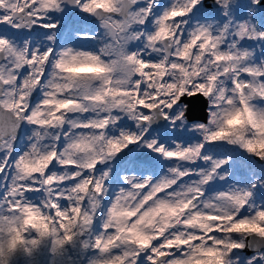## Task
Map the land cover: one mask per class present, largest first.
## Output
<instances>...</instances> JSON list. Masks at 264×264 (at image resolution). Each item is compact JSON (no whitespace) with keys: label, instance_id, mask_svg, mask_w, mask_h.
I'll use <instances>...</instances> for the list:
<instances>
[{"label":"snow or ice","instance_id":"6c2138e0","mask_svg":"<svg viewBox=\"0 0 264 264\" xmlns=\"http://www.w3.org/2000/svg\"><path fill=\"white\" fill-rule=\"evenodd\" d=\"M67 3L100 20L102 36L80 34L99 40L98 51L58 48L53 35L39 48L0 35V264L19 248L30 254L39 244L36 237H52L53 252L79 240L95 253L89 264H264V206L252 199L264 181L213 197L204 190L228 176V160L207 155L206 143L239 145L264 160V111L252 103L264 100V63L253 64L251 51L240 46L241 40L264 42V30L248 22L192 28L190 13L202 7L201 0H170L167 7L160 0ZM216 3L229 16L230 0ZM64 5L65 0H0V24L51 32L57 23L47 22L49 13ZM146 22L153 31L136 30ZM131 41L142 46L129 50ZM125 64L133 69L127 74ZM90 84L102 87L90 95ZM36 89L43 96L39 102L32 99ZM198 96L208 101V121L190 130L201 142L173 141V147L151 138L157 116L184 127L188 105L181 106L182 98ZM122 115L135 122L134 129L120 126ZM25 122L34 131L21 151L16 134ZM113 129L118 134L109 135ZM133 144L172 166L159 180L125 176L127 188L112 195L109 171L98 165ZM73 152L78 158H69ZM37 193L38 201L29 198ZM161 205L179 208L165 224L153 215ZM97 217L99 232L93 230ZM249 237L259 247L244 257L238 250Z\"/></svg>","mask_w":264,"mask_h":264},{"label":"flooded vegetation","instance_id":"af4514ba","mask_svg":"<svg viewBox=\"0 0 264 264\" xmlns=\"http://www.w3.org/2000/svg\"><path fill=\"white\" fill-rule=\"evenodd\" d=\"M160 3L167 7L170 3V0H160ZM202 7L198 6L197 8L193 9V12L190 13V19L188 23L192 26V28H195L197 25H212L213 27H222L223 24L228 23V22H233V23H238V22H248L252 26H254L258 30H264V4H259V5H253L252 0H230V6H229V16L225 17L223 14V10L220 9V5L216 3V0H201ZM143 6V3L141 5ZM219 9V11H218ZM163 9H160L159 11L162 12ZM50 19L47 22H55L57 23V28L55 30H52L51 32L45 28L42 27H28L24 26L21 27L20 29H16L11 27L10 25H4L0 24V35L7 34L10 39L16 44V45H23L26 41L28 44L32 47H42V46H47L50 42L48 41L47 37L49 35H53L55 37V46L58 48H64V47H72L75 49H80L83 51H98L99 46H100V41L99 40H92V39H82L81 35L82 33H87L90 35H96V36H102L103 35V28L101 27V22L100 20L95 17V16H90L82 11H80L79 7L72 6L71 4L67 3V0H65V5L63 7L62 11H53L49 13ZM140 27H142L145 31L151 32L154 30L153 24L151 22H146L145 25L143 26H136V30H140ZM260 47H264V42L258 41L256 42ZM138 46H142L139 41H131L127 45V48L129 50H135ZM240 46L245 49L252 51L254 49H257L255 47V42L252 40H241L240 41ZM254 55V53H253ZM259 61L260 63L262 62L261 59V53H258ZM251 62L253 63L252 56H251ZM51 72V65L49 66L48 72L46 73V77L48 73ZM43 98L41 90L37 89V91L34 94V97L32 95V99L35 102H39ZM198 97L195 98H189L186 97L187 101H193L197 102L196 100ZM199 99L206 105V111L208 108V101L203 97L199 96ZM260 103L264 105V100L261 99H254L252 103ZM199 105V103H196ZM185 105L182 102L183 106ZM200 106V105H199ZM118 114V113H117ZM84 115H88L87 113ZM126 115L121 116V120L125 118ZM119 121V124L121 127H127V122L125 121ZM207 121H208V112H207ZM134 123V122H133ZM196 123H204L202 121H187L186 125L192 126L193 124ZM207 123V122H206ZM170 122L166 120L165 125L163 129L161 130H151L149 129V133L151 136L155 137L158 141L161 143L167 142V143H172L173 141L179 143V144H184L187 142L186 140L183 141V138H180L179 135L176 134V132H170L169 134H166L162 136V133H164L169 127ZM166 129V130H164ZM115 129H113L109 135H112L114 133ZM17 139H16V144L20 146V144L23 142L25 137L27 136L28 139L32 135V125L25 123H21L19 128L17 129ZM197 141H202V136H198L196 138ZM194 139H187L188 141H192ZM198 142V143H199ZM218 148H225V152H220L216 150L215 152H209L207 151L208 148L213 146V143H206L205 144V150L208 155L210 153H213L216 156H221L223 159H227L230 161V157L227 158L228 156H236L238 158V153L235 151L234 147L232 144H228L227 142H215L214 143ZM135 148V147H134ZM131 152H133V149H131ZM130 152V158H133L134 154L138 152V150L132 154ZM216 153V154H215ZM155 154V160L152 163L157 164L160 161V155L157 153ZM251 155V154H250ZM249 153H246L244 156L243 161L244 163H247L249 161L247 158H250L251 156ZM226 156V157H224ZM254 155H252V160H253ZM251 161V160H250ZM108 163L111 162L107 161ZM255 163V161L253 160ZM237 164L239 162H236ZM168 163H162V164H157L158 167L155 169V166L153 168V174L154 172H157V176L154 174L157 179V177L162 176V175H167L165 165ZM230 163L228 162L227 165ZM258 165V164H257ZM260 167L258 169H255V167H249V168H239V167H234L236 168L235 171H233L232 167H226L229 171L228 174L230 175L231 173H235L236 170H242L246 178H242L243 181L247 180L249 183L252 184L253 182H259L258 179L255 177L256 171H260L259 173L260 177L264 176V164H259ZM226 171V170H225ZM233 181L235 180L236 176H232ZM255 177V178H254ZM256 181H255V180ZM234 183V182H233ZM239 184V183H236ZM258 184V183H257ZM241 185L240 187H244L245 185ZM238 187V186H237ZM258 187V186H257ZM264 187V186H263ZM219 188V187H215ZM239 188V187H238ZM259 191H263L264 194V189H260L258 187ZM215 190V189H210V191ZM206 196V193H205ZM253 201L254 196H253ZM258 204L262 206L264 204L263 199H258L257 200ZM256 204V203H255ZM241 252V254L244 257H250L255 254V251H252L250 253H245L241 250H238Z\"/></svg>","mask_w":264,"mask_h":264},{"label":"rangeland","instance_id":"374dc122","mask_svg":"<svg viewBox=\"0 0 264 264\" xmlns=\"http://www.w3.org/2000/svg\"><path fill=\"white\" fill-rule=\"evenodd\" d=\"M253 42H255V47L257 48V49H254L252 52L254 53V55H253V53H252V60H253V64H256V65H260L261 63H260V61H259V57H258V53H261V59H262V62L264 63V47H260L256 42H258V41H254V40H252ZM250 59H251V57H250ZM254 105H255V107L258 109V110H260V111H264V105L263 104H260V103H258V102H256V103H253ZM122 121H126L127 123L128 122H130V123H133L134 121H132V120H130L127 116L125 117V118H123L122 120H121V122ZM134 124H135V122H134ZM67 125H65V130L67 129ZM167 129V130H166ZM166 129H164V130H166L164 133H162V136H164V135H166V134H169V131L170 132H176V134L177 135H179L180 136V138H183V141L184 140H186L187 142H185L184 144H194V143H198L199 141H197L196 139H194V138H196V137H198V136H201V135H199L198 133H196V134H194L193 133V131H191L190 129H191V126H187V125H185L184 127H173L171 124H169V127H167ZM33 131H34V128H33V126H32V135H33ZM32 135H31V137H32ZM151 138L152 139H156L155 137H153V136H151ZM187 139H194V140H192V141H188ZM157 140V139H156ZM158 141V140H157ZM30 140L28 139V137L26 136L25 137V139L23 140V142L20 144V146H19V148H20V150L21 151H23V150H26L27 149V147H28V145L30 144ZM159 143H161L160 141H158ZM201 142V141H200ZM175 143H177V142H175ZM164 144H167V145H171V146H175L174 144H173V142L172 143H167V142H164ZM133 145H135V144H133ZM60 148H63V146H64V140H63V138H61V141H60V144L58 145ZM232 146L234 147V149H235V151L238 153V157H240V158H244V156L246 155V153H248L247 151H245L243 148H241L239 145H233L232 144ZM142 149H144V150H148L146 147H144V146H142V145H135V148L133 149V152H132V154H134L137 150H138V152L140 151V150H142ZM222 150H225V148H221ZM216 154V153H215ZM160 155V154H159ZM208 155V154H207ZM250 155V154H249ZM209 156H211L213 159H215V160H222L223 159V157H221V156H216V155H214L213 153H210V155ZM251 157H252V155H250ZM230 157V161H228L230 164L229 165H224L223 166V168H224V170H226L227 171V173H228V169L226 168V167H232L233 168V171H235V169L236 168H234V167H239V168H249V167H255V169H258L259 167H260V165H257L256 163H254L253 162V160H252V158L250 157V158H247L249 161H247V163H244V161L242 162V163H236V161H235V159H236V156H228L227 158H229ZM251 160V161H250ZM168 163V164H166L165 165V167H167V168H169V167H171L172 165L167 161V160H165L161 155H160V161L157 163V164H162V163ZM198 163H200V165L202 166V167H207V164L204 162V161H199ZM157 164H154V166H155V169L158 167V165ZM154 166L152 165V167H150L147 171L149 172V174H147L146 176H152L154 179L156 178L155 176H154V174L157 176V172H154V174H153V168H154ZM55 171H57V172H61L62 171V169L61 168H59V167H57L56 169H54ZM108 171H109V173H113L114 172V170H115V168H111V169H107ZM167 170L168 169H166V173H167ZM245 173H243L242 172V170L240 169L239 171L238 170H236V172L235 173H231L230 175L228 174V176H227V182H225V181H222V180H213V181H210L209 182V184L208 185H205L204 186V190H205V193H206V197H213V196H215L218 192H220V191H225V190H227V189H229V188H248L249 186H250V184H248L249 182L247 181V180H245V181H243L242 180V178L244 177V178H246V176L244 175ZM132 176H137V177H143L141 174H134V175H132ZM164 176H166V174L165 175H162V176H159V177H157V180H159L160 178H162V177H164ZM232 176H236L235 177V180L233 181V177ZM255 178V177H254ZM187 179V178H186ZM195 179V178H194ZM263 179H264V176H263ZM124 180V179H123ZM255 180V179H254ZM256 181V180H255ZM234 182V183H233ZM124 183H125V181H124ZM236 183H239V184H242V185H245L244 187H240L241 185H239V184H236ZM126 184V183H125ZM238 186V187H237ZM257 186L261 189H264V187L263 186H261L259 183L257 184ZM215 187H219V188H215ZM210 189H215V190H212V191H210ZM253 196H254V200L255 201H253V203L255 204L256 203V205L257 206H260L259 204H258V202H257V200L258 199H263L264 200V194H263V191H255L254 190V192H253ZM30 199H32V200H34V201H38L39 199H40V194L39 193H37V194H33V195H30V197H29ZM108 203H109V200H108V198H106L103 202H102V205H101V209L102 210H104V209H106L107 208V206H108ZM101 219L99 218V217H97V219L94 221V225H93V230L94 231H96V232H99L100 231V229H101ZM27 237H32L31 235H28ZM36 238H38V237H36ZM47 240H48V238H47ZM52 241H53V238L51 237V241H50V245H49V247H50V250L53 248V243H52ZM43 245V244H42ZM95 255V253L93 254V256ZM8 256H10V254L8 255ZM8 256H6L4 259L6 260V261H8Z\"/></svg>","mask_w":264,"mask_h":264},{"label":"trees","instance_id":"16d2710c","mask_svg":"<svg viewBox=\"0 0 264 264\" xmlns=\"http://www.w3.org/2000/svg\"><path fill=\"white\" fill-rule=\"evenodd\" d=\"M127 128L134 129V123H127ZM118 134L115 130L112 135ZM213 142V146L208 148L207 151L225 152L218 148ZM135 147V145H133ZM227 153V152H225ZM226 157V156H224ZM236 162L242 163L243 159L238 157ZM152 165H142L135 161L129 160L122 165H116L113 173H109V179L107 181L109 192L114 195L120 188H127V184L124 183L123 178L125 176H132L134 174H141L143 177L149 174L147 171ZM101 172L107 169H111L108 163L104 165H98ZM260 171H256L255 177L259 181H264L263 177H260ZM150 175V174H149ZM264 206V204L262 205ZM28 239L34 238L33 236L27 237ZM48 238V240H47ZM39 244L31 250V253H27L23 248L17 249L14 253L8 256L7 264H89L90 259L93 258L94 252L90 249H85L79 240H74L65 246L59 248L56 252L50 250L51 237L39 238ZM43 244V245H42ZM147 264V261L144 262Z\"/></svg>","mask_w":264,"mask_h":264},{"label":"water","instance_id":"95a60500","mask_svg":"<svg viewBox=\"0 0 264 264\" xmlns=\"http://www.w3.org/2000/svg\"><path fill=\"white\" fill-rule=\"evenodd\" d=\"M260 4H264V0H261ZM36 91H37V89L32 93L33 97H34V94ZM196 101L197 102L187 101L186 97L182 98V102L185 105H188L187 121L197 120V121H202V122L206 123L207 122L206 105L199 99V96H198V99ZM196 103H199L200 106L197 105ZM165 122H166V120L163 119V117L157 116L152 120L149 129L161 130V129H163ZM130 150H131V146H128V148L124 149L121 153H119L118 155L113 157L112 162H116L118 164L124 163L129 158ZM133 159L139 163H142V164H150V163L154 162L155 154L151 151H147V150L142 149L136 155H134ZM253 159L257 164H264V160H261V159L257 158L256 156H254ZM248 240H249L248 246L241 250L245 253H250L252 251H255L256 248L259 247L258 243L252 242L251 237H249Z\"/></svg>","mask_w":264,"mask_h":264},{"label":"clouds","instance_id":"9594fccd","mask_svg":"<svg viewBox=\"0 0 264 264\" xmlns=\"http://www.w3.org/2000/svg\"><path fill=\"white\" fill-rule=\"evenodd\" d=\"M132 67L129 64L122 65V71L123 73L127 74L128 72L132 71ZM69 71H76L75 67H72L69 69ZM102 87L101 85H89L88 88V94H94L96 91L99 90V88ZM97 99H100V97H97ZM72 158H78V153L73 152L70 157ZM46 163V161H44ZM179 211V208L177 207H169L167 205H161L159 208L156 209V212L153 213L154 216H157L159 219V222L161 224H165L170 222L172 218L176 216V213ZM126 215L129 213H125ZM159 214V215H158ZM194 221H190L189 223H193ZM149 224L152 223L151 220L148 221ZM140 242H146L147 238L146 237H138Z\"/></svg>","mask_w":264,"mask_h":264}]
</instances>
